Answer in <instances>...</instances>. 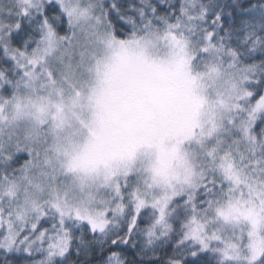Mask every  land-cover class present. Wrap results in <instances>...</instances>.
<instances>
[{
  "label": "snow or ice",
  "instance_id": "6c2138e0",
  "mask_svg": "<svg viewBox=\"0 0 264 264\" xmlns=\"http://www.w3.org/2000/svg\"><path fill=\"white\" fill-rule=\"evenodd\" d=\"M0 264H264V0H0Z\"/></svg>",
  "mask_w": 264,
  "mask_h": 264
}]
</instances>
